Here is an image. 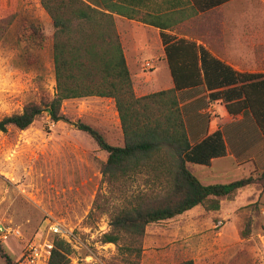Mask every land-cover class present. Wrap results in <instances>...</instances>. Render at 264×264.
Masks as SVG:
<instances>
[{
    "label": "rangeland",
    "instance_id": "obj_1",
    "mask_svg": "<svg viewBox=\"0 0 264 264\" xmlns=\"http://www.w3.org/2000/svg\"><path fill=\"white\" fill-rule=\"evenodd\" d=\"M2 1L0 120L31 104L45 105L56 94L52 53L56 29L42 0ZM221 13L229 26L223 37L232 47L247 36L255 39V57L232 66L246 72L264 70V0H233ZM198 35L191 33L196 40ZM217 35L222 33L212 32L206 41ZM145 68L146 72L152 69L150 65ZM148 76L147 82L153 85L154 79ZM161 83L165 81L155 85ZM190 95L178 92L180 106ZM107 101L98 97L65 100L64 121L53 122L45 111L26 130L0 131V251L17 264H30L32 248L46 252L62 239L72 250L70 264H179L188 260L194 264H264V189L256 185L220 200L219 210L201 205L149 225L140 257L125 250L131 245L126 236L118 245L103 242L104 234L112 232V218L133 205V195L146 185L144 177L111 182L102 173L108 153L78 129L79 123L90 125L109 144L124 146L116 104ZM199 106L195 102L183 108L185 121L189 116L193 122L186 123L191 136L210 121L195 117ZM256 130L251 124L234 129L227 141L235 158L216 159L208 166L189 164V169L205 185L260 176L264 138ZM49 252L36 264H49ZM0 264H6L1 253Z\"/></svg>",
    "mask_w": 264,
    "mask_h": 264
},
{
    "label": "trees",
    "instance_id": "obj_2",
    "mask_svg": "<svg viewBox=\"0 0 264 264\" xmlns=\"http://www.w3.org/2000/svg\"><path fill=\"white\" fill-rule=\"evenodd\" d=\"M113 1L42 0L56 29L52 50L56 94L45 105L31 104L19 114L4 117L0 131L7 132L9 127L26 130L45 111L53 122L64 121L61 109L65 100L112 99L120 116L124 146L109 144L90 125L79 123L78 129L108 153L102 173L111 182L145 178V187L132 197L133 205L112 218V232L103 236L104 243L116 245L128 237L131 245L125 250L140 257L149 225L201 205L219 210L220 200L231 199L250 186L264 189V166L258 177L251 175L225 184L205 185L191 172L189 164L208 166L214 158L226 154V145L221 131L207 137L203 132L189 137L178 96V92L191 89L207 94L200 101L206 97L210 101L222 99L230 114L249 113L264 138V74L238 72L196 42L162 33L174 88L137 97L114 13L155 27L163 25L149 15L136 18L109 3ZM228 1L212 0L207 7L200 8L207 10ZM71 252L69 244L57 239L49 264H70ZM0 253L6 264H17L4 250Z\"/></svg>",
    "mask_w": 264,
    "mask_h": 264
},
{
    "label": "crops",
    "instance_id": "obj_3",
    "mask_svg": "<svg viewBox=\"0 0 264 264\" xmlns=\"http://www.w3.org/2000/svg\"><path fill=\"white\" fill-rule=\"evenodd\" d=\"M232 1L229 0L224 4L207 10H202L200 7H207L212 0H114L113 2H109L125 12L134 14L136 18L148 15L155 17L163 25L155 27L142 22L138 18L132 19L114 13L116 29L120 35L126 61L132 74L136 96L144 97L164 91L165 89L174 88V81L168 65L166 46L164 45L162 33L176 39L196 42L198 46H202L208 50L214 58L231 66L238 72L264 74V70H249L246 72L232 66L233 63H249L255 57V39L253 35L250 36V39L247 36L245 40L237 41L233 47L223 37V32L229 30V26L222 21L223 14L221 13V8ZM212 32L222 33V36L217 35L208 40L213 43V46L206 41L207 38L211 37L210 33ZM191 33H199L198 40L193 39ZM202 38H205V40ZM234 57L237 58L234 59ZM147 64H150L152 68L150 72H146L145 65ZM148 74H150V78L152 77L151 79H154L153 85L147 82L149 79ZM163 81H165V84L155 85L157 82ZM154 87L159 89L154 90ZM182 93L191 94L190 98L182 105L183 108L195 102L200 103L201 106L196 108L197 111L194 113L195 117L198 118L197 116H199L200 120L203 118H208V121L210 120L204 129H198V132H195L192 136L188 132L190 138L200 132H203L202 135L204 137L212 135L217 131L223 133L226 154L222 157L214 158L212 161L227 156L235 158L234 154L231 153V144L227 141V139L232 137L234 129L251 124L254 128H257L256 131L261 133L249 113L230 114L222 99L210 101V98L206 97L203 101H200L198 99L207 94L201 93L199 90L188 89L182 91ZM107 100V102H111L115 106L112 99ZM186 121L188 124H193L189 116ZM119 124V134H123L121 121H119Z\"/></svg>",
    "mask_w": 264,
    "mask_h": 264
},
{
    "label": "built area",
    "instance_id": "obj_4",
    "mask_svg": "<svg viewBox=\"0 0 264 264\" xmlns=\"http://www.w3.org/2000/svg\"><path fill=\"white\" fill-rule=\"evenodd\" d=\"M147 65H150V64H147ZM263 216H264V210H263ZM50 250L52 249L53 250V248H49ZM50 250H46V252H42L40 249H38V248H32L31 249V251L30 252H32V254H33V257H32V259H31V262H30V264H36V261L38 260H40L41 261V259L44 257V255L46 254V253H48ZM52 250H51V252H49L50 253V256H51V254H52ZM29 252V253H30Z\"/></svg>",
    "mask_w": 264,
    "mask_h": 264
}]
</instances>
